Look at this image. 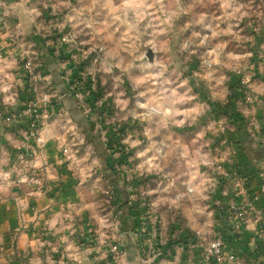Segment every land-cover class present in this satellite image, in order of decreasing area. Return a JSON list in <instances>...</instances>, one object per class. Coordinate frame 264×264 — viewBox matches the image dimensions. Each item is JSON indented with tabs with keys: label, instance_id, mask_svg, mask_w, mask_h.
I'll use <instances>...</instances> for the list:
<instances>
[{
	"label": "crops",
	"instance_id": "obj_1",
	"mask_svg": "<svg viewBox=\"0 0 264 264\" xmlns=\"http://www.w3.org/2000/svg\"><path fill=\"white\" fill-rule=\"evenodd\" d=\"M253 2L264 0H0L17 37L12 44L0 27V264H204L203 250L188 229L176 223L162 231L154 206L146 203L159 190L157 171L150 167L158 139L165 146L160 167L170 179L161 196L163 209L179 211L191 230L210 236L223 231L226 253L237 255L230 264H264V154L239 152L226 138L233 149L229 157H210L203 149L204 116L217 118L230 107L244 118L223 115L234 141L264 145V67L254 63L248 86L259 103L241 109L240 76L173 52L178 44H191L193 53L204 48V34L242 30L254 35L252 48H264V23H255L264 20V7ZM67 33L74 38L62 42ZM177 35L183 38L175 42ZM145 45L155 46V64L141 61ZM97 48L101 59L95 64ZM217 48L207 47L213 66ZM25 55L33 59L37 95L25 75ZM96 72L100 109L85 116L73 81ZM31 99L41 114L42 142L24 114ZM142 115L149 129L157 125L161 132L152 133L147 146L140 145L136 130L126 135L120 123L108 125L107 117L132 125ZM94 117L101 124L99 138L92 131ZM115 133L122 139H113L119 142L109 148ZM22 151L41 170L40 184L17 182L14 165ZM217 162L230 172L223 187L215 169L203 171ZM238 172L246 176L248 192ZM208 192L217 204L213 208L206 205ZM255 193L256 209L236 232L230 208ZM113 245L120 251H112Z\"/></svg>",
	"mask_w": 264,
	"mask_h": 264
},
{
	"label": "rangeland",
	"instance_id": "obj_2",
	"mask_svg": "<svg viewBox=\"0 0 264 264\" xmlns=\"http://www.w3.org/2000/svg\"><path fill=\"white\" fill-rule=\"evenodd\" d=\"M259 4L262 5V7H264V2H253V7H257L259 6ZM259 21L261 23H264L263 19H257V21L255 23H259ZM235 22V21H234ZM238 26V24L234 25V27ZM190 35H186V37H188ZM192 39L194 40L193 36L191 35ZM180 38H183V36H179L177 35L175 38V42L178 41ZM171 41H173L172 39H170ZM203 40L204 43L202 46H204V48L202 49H197L196 52H191L192 48H191V44H186L183 48H181L178 45H175L173 47V52H175V55L178 56L180 59L182 58L184 61L190 62L193 59L197 60L198 63L200 65H204L205 67H217L218 69H221L222 71H224L225 73L227 72L228 74L230 72H234L235 74H237L238 76H240V81L241 82V78H245V79H249L250 81L247 84V88L244 89L243 87V95L238 99V104L240 105L241 109H244V107L246 105L252 104V105H256L259 103V100L255 97V95H253V92L251 91V89L248 87L251 83V77L253 76V66L254 63L256 61H258L260 64H262V68L264 67V48L261 49H256V48H252L253 46L251 45L254 42V35L251 34L248 30H242V32H223V33H218V34H204L203 35ZM149 45V44H148ZM145 45V47L143 46V50L145 52L144 57L141 58V61H146L149 62L151 61L152 64H155L154 60H155V46L154 45ZM191 45V46H190ZM210 45H218L219 49H218V53H219V60L214 62V66L212 64L211 60V56L207 47H209ZM191 48V49H190ZM100 48L96 49L95 54H100L101 56V51L99 50ZM164 52V51H163ZM163 52H161L162 54H164ZM165 57L169 56V52L165 53ZM85 60L87 58H84ZM154 62V63H153ZM256 62V63H258ZM95 64H97V62L94 61ZM91 66V65H90ZM200 68V67H199ZM184 72V70H182ZM98 85L99 84V76H98V72L93 74ZM108 87L111 85V83L109 82ZM106 86H102V88L104 87V93H106ZM113 89H114V85H112ZM250 93L252 96V101H245V94L246 93ZM135 93V89H132V94ZM246 104V105H245ZM113 107V106H112ZM207 109V108H206ZM205 112H207V110H205ZM159 114L162 115V112H158ZM208 113V112H207ZM206 113V115L203 118V122H204V126L206 128V133H205V138H204V145H203V149L210 155V157L214 156V157H218L221 158L222 156H228L231 155L233 153V150L231 148V145H227L223 140L220 141L219 143L215 142V138L216 137H220V135H222V133L225 131V129H233L232 125L228 122V120L224 117L221 116L219 118H214V116H209ZM108 119V125H112V124H118L120 123V126L118 127H123L125 129V134H131L134 133L136 130V134H137V138L140 141V145L142 146H147L152 140L154 141V139H152V133H156V135H160V131H159V126H155L153 129H149L148 123L145 120V117L142 115L141 118L139 119H134L131 120V123H133L132 125H130V123L128 124V120L126 121H119L116 119ZM93 123H92V131L95 135L99 136V129L101 127V124L99 123V121L97 120L96 117H94L93 119ZM173 120V119H172ZM127 122V123H126ZM171 122V120H170ZM169 122V124H171ZM257 123V119L255 121ZM260 121L258 120V123ZM96 132V133H95ZM160 132V133H159ZM159 133V134H158ZM254 138V137H253ZM252 141V140H250ZM109 142V141H108ZM107 142V143H108ZM158 143L156 144L155 147V153L156 156L155 158H153L154 160V164L151 163L150 167L154 168V170L157 171V174L155 175V184L157 185V187L159 188V190L156 192V194H154V198L149 199V201H146L147 204L151 203L150 205H153L155 208V213L158 216L157 219V223L158 225L161 227L162 231L164 232H169L171 229H173L175 226L174 224H179L181 227L188 229L189 231L192 232L193 235H196L195 230H191L188 225L185 222V217L179 212L176 211L174 208H170L168 206H166V209L164 210V205L162 204V194L164 192H167V188H169L170 186H167V183L169 182V178L168 176L165 175L164 171L161 169L160 165H162L163 163V157H164V148L165 146L163 145V141H160L158 139L157 141ZM254 148V147H253ZM130 149V147H129ZM256 149V148H255ZM231 153V154H230ZM132 161L135 162V160L137 159V155L136 152L134 154H132L131 156ZM219 163V162H217ZM217 163L214 164V166L210 163L208 166H204V167H208V168H204L203 171H205V173L208 175L209 173H212V171H216V165ZM15 166V165H14ZM16 167V166H15ZM143 166H140V169H145L142 168ZM133 168V167H132ZM209 168L212 169V171H209ZM131 169V168H128ZM132 173V170L130 171ZM153 170H143L144 175L145 174H150L152 173ZM146 178V176H145ZM212 181V180H209ZM209 184H211L209 182ZM208 184V185H209ZM222 186V184H220ZM212 187H209L208 190L211 192ZM208 192V197H207V204L210 205L211 208L214 207V202L212 201V194ZM161 197V198H160ZM159 201V202H158ZM205 201V202H206ZM212 201V202H210ZM145 202V201H144ZM214 204V205H213ZM209 206H207V209L210 212V208ZM172 210V211H171ZM193 212H196L195 210H192ZM204 211H203V215H204ZM196 244V240L194 241ZM153 250L155 251L156 246L153 245Z\"/></svg>",
	"mask_w": 264,
	"mask_h": 264
},
{
	"label": "built area",
	"instance_id": "obj_3",
	"mask_svg": "<svg viewBox=\"0 0 264 264\" xmlns=\"http://www.w3.org/2000/svg\"><path fill=\"white\" fill-rule=\"evenodd\" d=\"M0 27L5 28L9 33V40L13 44L16 42V35L10 32V23L7 19L6 15L1 12L0 10ZM73 37L72 34L67 33L66 35L62 36V42H69ZM78 44V43H77ZM96 52V50H95ZM101 59L100 54H96L94 57V61L98 62ZM33 59L28 55H25L23 58V68L25 71V75L29 78V87L32 89V93L37 95L38 94V86L35 83L34 71H33ZM88 79L92 82L91 88L88 89L86 84ZM250 80L241 78V85L247 88V84ZM74 85V96L76 100V104L81 111V113L85 116H88L91 113V105L89 103V96L92 91H97V81L93 74L82 75L81 77L75 79L73 81ZM246 90V89H245ZM46 100V96L43 97ZM252 96L248 92L245 94V101L249 102L252 101ZM24 114L28 115L31 119L30 121V128L32 135L36 138L37 142H42V138L39 135L40 124H41V114L39 112V108L37 107L36 100L31 99L27 106L24 109ZM12 119L11 115H7L5 120L10 122ZM108 144V143H107ZM233 150V149H232ZM67 152L68 149H65ZM27 151L19 152L16 156L15 166L18 170L17 174L19 178L17 182L19 183H31V184H40L43 180V174L40 169L36 168L35 166L31 165L28 159ZM216 171L220 175H218V180L220 184L225 181L227 184V176L230 175L229 170L225 165L221 162L217 163ZM243 178V190L249 191L248 188V180L244 176H240ZM224 184V185H225ZM259 200V195L257 193L250 196V198H246L240 204L234 205L230 208V217L233 223V229L236 232H240L243 228V225L246 222L247 216L251 211L256 209V203ZM219 205V204H218ZM223 206L222 203H220ZM196 244L199 245L203 250V262L204 264H230L235 263L237 261V255L235 253L227 254L225 251L226 247V237L224 232L219 230L213 233L211 236L201 233L200 231L196 232L194 235ZM112 251L119 252V248L117 245L112 246Z\"/></svg>",
	"mask_w": 264,
	"mask_h": 264
},
{
	"label": "trees",
	"instance_id": "obj_4",
	"mask_svg": "<svg viewBox=\"0 0 264 264\" xmlns=\"http://www.w3.org/2000/svg\"><path fill=\"white\" fill-rule=\"evenodd\" d=\"M91 83H92V82L88 79V82H87V84H86V87H88V89L91 88V87H90V86H91ZM239 84H241V82H239ZM243 96H244V95H243ZM101 97H102L101 88H100L99 85H97V91H95V92L92 91V93L90 94V96H89V98H88L89 103H90V105H91V113H92V114L95 113V112H98V111H99L100 107L96 104V102L99 101ZM234 110H235V109H234L233 107L226 108V109L222 110L221 112L215 114V116H216L217 118H219V117L225 115V116H229L230 119H232V118H236V119H238V120H244V118H240V117H238V114H236ZM28 121H29V120H28ZM120 130H121V133H125V129H124L123 127H121ZM239 130H241V127H239V128L237 129V132H238ZM230 134H232V131L230 132L229 129L226 130V132L223 133L222 136H220L219 140L222 141L223 139L226 138V142H227L228 144H231V145H233V144H237L238 146H237L236 148L239 150V152H240V151H241V152H245L246 154H250L251 152L256 153V154H260V155H263V154H264V145H260V146H258V148H256V149L253 148V147H251L250 145H249L250 147H249V146L247 147V145L245 144L244 141H241V140H238V139H237L236 141H234L235 138H234L233 136H230ZM232 135H234V133H233ZM121 137H122V135H120V137L118 138L117 135H116V133H115V134L111 137L110 141L108 142V144H107L108 147L110 148V147L112 146L113 143H115V142H119L118 140L122 139ZM115 138H118V140H113V139H115ZM227 169H228V168H227ZM238 174L241 175V176L246 177L245 175H243V172H238ZM224 184H225V181L222 182V186H221V187H223ZM248 188H249V184H248ZM187 234H188L189 238H191V240H194V241H195V237H194V235L192 234L191 231L187 230ZM187 238H188V237H187Z\"/></svg>",
	"mask_w": 264,
	"mask_h": 264
}]
</instances>
